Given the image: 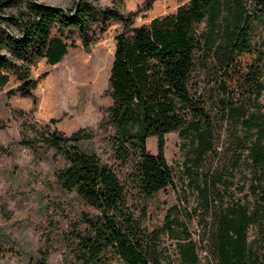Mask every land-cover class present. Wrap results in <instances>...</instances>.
Returning <instances> with one entry per match:
<instances>
[{"label":"trees","instance_id":"1","mask_svg":"<svg viewBox=\"0 0 264 264\" xmlns=\"http://www.w3.org/2000/svg\"><path fill=\"white\" fill-rule=\"evenodd\" d=\"M93 1L72 0L60 8L35 0H0V86L9 74L15 85L4 94L27 97V113L35 107L31 91L46 74L31 78L29 68L38 60L51 66L63 59L72 44L61 39L62 30L72 29L87 51L96 17L119 22L104 90L109 104L94 125L104 134L109 163L93 150L86 127L65 135L49 127L58 118H48L29 139L23 137V123L18 132L21 145L32 150L38 144L61 158L55 184L91 210L78 212L60 233L59 264H171L162 237L171 242L175 264H198L197 242L187 231L189 212L170 205L158 228L147 230L142 224L138 201L173 186L162 156L166 133L178 140L181 173L201 208H212L207 235L214 264H264V105L259 101L264 38L256 31L264 30V0H186L139 25H132V17L152 0L124 13ZM200 70L217 78L219 119L241 131L233 139L231 159L232 169L243 163L235 186L239 196L225 204L215 186L227 190L234 170L227 178L195 171L213 149L214 138V121L193 79ZM147 137L154 138L153 153L144 148ZM3 239L0 231V244Z\"/></svg>","mask_w":264,"mask_h":264},{"label":"rangeland","instance_id":"2","mask_svg":"<svg viewBox=\"0 0 264 264\" xmlns=\"http://www.w3.org/2000/svg\"><path fill=\"white\" fill-rule=\"evenodd\" d=\"M60 8L70 6L72 0H35ZM142 0H95L99 7L113 6L119 12L134 11ZM186 0H152L149 8L137 11L132 17V25L145 24L151 17L172 12L174 7ZM119 29V22L113 18L96 17L89 28L88 36L92 42L87 51L79 45V37L72 29H64L59 35L66 43H71L61 61L48 66L42 60L35 61L29 68V75L35 78L45 71L43 78L36 81L31 91L35 99L37 117L33 111L27 113L29 99L16 94L5 96V90L13 87L15 81L7 74L0 86V120L4 127L0 129V231L3 241L0 244V264H59L62 248L59 236L70 222L77 220L78 212L91 210L83 205L72 192L60 190L53 180V173L62 165L61 158L38 144L30 150L19 143L20 124L23 137H33L48 118H58L49 125L62 134H68L78 127L92 131L90 145L99 158L107 163L108 150L102 141L104 134L94 128L101 110L108 106L105 83L111 59L112 35ZM257 35L264 38V30L258 28ZM52 34L54 30H51ZM262 76L264 81V56L262 58ZM196 92L202 98L214 121L213 149L205 153L195 171L223 178L234 174L227 190L215 186L220 192L222 204L229 197H238L237 188L243 163L232 169L231 159L235 155L233 139L241 136L233 123L219 119L217 98V78L210 71L194 73ZM259 101L264 105V90ZM257 107V101L256 105ZM20 110L22 113H18ZM52 110L53 117L42 119ZM40 118V119H39ZM162 156L172 172L173 186H166L138 201L143 208L142 224L147 230L158 228L162 222L165 208L174 205L189 212L187 231L190 238L197 242L198 264H214L210 253L207 235V223L212 217V208L203 210L198 203L186 177L181 173V152L174 133L162 135ZM144 148L148 153L154 151V138L147 137ZM229 170H234L230 173ZM239 170V171H235ZM226 181L223 185H226ZM214 198L213 205L217 203ZM212 198V199H213ZM219 198V197H218ZM254 230H249V235ZM166 251L172 257L171 242L161 238Z\"/></svg>","mask_w":264,"mask_h":264},{"label":"crops","instance_id":"3","mask_svg":"<svg viewBox=\"0 0 264 264\" xmlns=\"http://www.w3.org/2000/svg\"><path fill=\"white\" fill-rule=\"evenodd\" d=\"M27 98V97H25ZM38 110V108L36 107L34 110H33V113H34V117H37V113L36 111ZM54 112L52 110H48L43 116H42V119H46L48 117H53V114ZM40 119V118H39Z\"/></svg>","mask_w":264,"mask_h":264}]
</instances>
